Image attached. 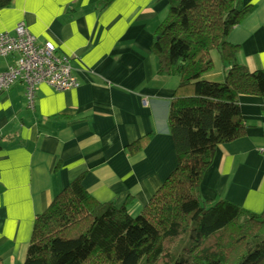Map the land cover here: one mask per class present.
I'll list each match as a JSON object with an SVG mask.
<instances>
[{"label": "crops", "instance_id": "1", "mask_svg": "<svg viewBox=\"0 0 264 264\" xmlns=\"http://www.w3.org/2000/svg\"><path fill=\"white\" fill-rule=\"evenodd\" d=\"M12 0L0 9V33L24 21L38 42L51 41L70 59L78 85L59 90L38 83L32 107L24 85L0 93V257L21 264L33 222L74 177L97 201L127 203L138 213L175 168L168 130L176 74L158 71L150 50L166 17L168 0ZM251 10L230 31L236 59L264 69V0H244ZM13 62L0 57V71ZM222 62L202 78L222 81ZM243 135L217 144L203 173V200L225 199L259 213L264 209V96L239 94ZM148 136L131 153L128 146Z\"/></svg>", "mask_w": 264, "mask_h": 264}, {"label": "trees", "instance_id": "2", "mask_svg": "<svg viewBox=\"0 0 264 264\" xmlns=\"http://www.w3.org/2000/svg\"><path fill=\"white\" fill-rule=\"evenodd\" d=\"M168 1L150 50L159 72L179 77L167 115L175 168L134 215L127 203L95 200L82 174L74 177L36 215L21 264H264V209L210 202L199 192L217 144L245 132L239 94L264 96V69L239 63L238 46L227 40L251 7L244 0ZM11 2L0 0V9ZM214 49L228 67L222 81L202 78ZM147 139L131 143L129 152Z\"/></svg>", "mask_w": 264, "mask_h": 264}, {"label": "built area", "instance_id": "3", "mask_svg": "<svg viewBox=\"0 0 264 264\" xmlns=\"http://www.w3.org/2000/svg\"><path fill=\"white\" fill-rule=\"evenodd\" d=\"M13 31L0 33V57L13 58L0 71V93L21 82L27 105L32 107L38 83L46 82L59 90L78 85L69 57L59 53L51 41L38 42L24 21L17 22Z\"/></svg>", "mask_w": 264, "mask_h": 264}, {"label": "rangeland", "instance_id": "4", "mask_svg": "<svg viewBox=\"0 0 264 264\" xmlns=\"http://www.w3.org/2000/svg\"><path fill=\"white\" fill-rule=\"evenodd\" d=\"M210 56H211V58L213 60V62H212L213 63L212 68L214 66L218 65L219 63H222V60H221V58L219 56V53H218V51L216 49L210 51ZM134 214H136V213H133V215Z\"/></svg>", "mask_w": 264, "mask_h": 264}]
</instances>
